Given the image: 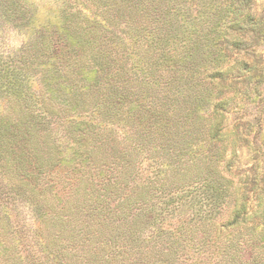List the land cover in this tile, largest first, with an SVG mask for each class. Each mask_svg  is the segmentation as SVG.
<instances>
[{
  "label": "trees",
  "instance_id": "1",
  "mask_svg": "<svg viewBox=\"0 0 264 264\" xmlns=\"http://www.w3.org/2000/svg\"><path fill=\"white\" fill-rule=\"evenodd\" d=\"M257 1L0 0V264H264Z\"/></svg>",
  "mask_w": 264,
  "mask_h": 264
},
{
  "label": "rangeland",
  "instance_id": "2",
  "mask_svg": "<svg viewBox=\"0 0 264 264\" xmlns=\"http://www.w3.org/2000/svg\"><path fill=\"white\" fill-rule=\"evenodd\" d=\"M37 5L40 11V21H43L49 15H52V11L55 9L56 3L58 0H32ZM257 9L261 13L264 11V0L257 1ZM8 42L11 45L19 46L24 39H27V34L25 35L23 31L15 30L10 28L7 30ZM257 54L260 58L259 65L263 72V79L259 84L260 91L255 93L252 92L251 98H244V102H241L246 108V119L252 123V137L250 138V144L243 146L238 152V162L237 166L239 167L240 174H251L254 172L256 181L252 182L250 180L249 185L254 186V188H263L264 187V41L257 48ZM244 173V174H243ZM19 211L22 210L21 204H19ZM17 210V211H18ZM13 212V219H16L18 227H20L25 220H20L21 216H16V210ZM28 216V213H25ZM25 219H26V217ZM23 217V218H24ZM19 218V219H18ZM31 218V217H29ZM32 231L28 233L32 235ZM20 233H17V239H20ZM18 242V241H17ZM31 239H26L25 241L18 243L22 248V254L30 255ZM27 244V245H26ZM32 257H27V264H31Z\"/></svg>",
  "mask_w": 264,
  "mask_h": 264
}]
</instances>
